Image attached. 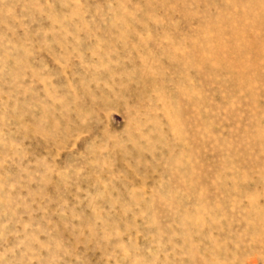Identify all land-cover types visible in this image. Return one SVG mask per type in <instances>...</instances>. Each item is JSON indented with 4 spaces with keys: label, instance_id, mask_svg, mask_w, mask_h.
<instances>
[{
    "label": "rangeland",
    "instance_id": "374dc122",
    "mask_svg": "<svg viewBox=\"0 0 264 264\" xmlns=\"http://www.w3.org/2000/svg\"><path fill=\"white\" fill-rule=\"evenodd\" d=\"M0 264H264V0H0Z\"/></svg>",
    "mask_w": 264,
    "mask_h": 264
},
{
    "label": "bare ground",
    "instance_id": "6f19581e",
    "mask_svg": "<svg viewBox=\"0 0 264 264\" xmlns=\"http://www.w3.org/2000/svg\"><path fill=\"white\" fill-rule=\"evenodd\" d=\"M176 128H177L176 131H178V127H177V126H176ZM178 132H179V131H178Z\"/></svg>",
    "mask_w": 264,
    "mask_h": 264
}]
</instances>
